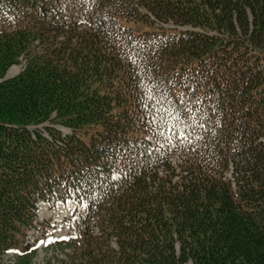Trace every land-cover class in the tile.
Here are the masks:
<instances>
[{
    "label": "trees",
    "instance_id": "obj_1",
    "mask_svg": "<svg viewBox=\"0 0 264 264\" xmlns=\"http://www.w3.org/2000/svg\"><path fill=\"white\" fill-rule=\"evenodd\" d=\"M61 1L0 0V258L74 198L68 264H264V0Z\"/></svg>",
    "mask_w": 264,
    "mask_h": 264
},
{
    "label": "rangeland",
    "instance_id": "obj_2",
    "mask_svg": "<svg viewBox=\"0 0 264 264\" xmlns=\"http://www.w3.org/2000/svg\"><path fill=\"white\" fill-rule=\"evenodd\" d=\"M72 2L73 0H62L59 13H62L70 18L72 9L74 8ZM24 63L25 61L22 60L20 64L13 65L14 68L13 66L10 68V75H8V72L6 74L7 78L18 74L24 67ZM48 126H52L50 121H47L39 126H31L29 127V130L33 135H35L36 132H41L42 134L48 136L45 128ZM53 126L59 129L63 135L72 134V130L69 128L61 125ZM171 160L172 165L179 164V157L177 155H173ZM179 170L180 167L176 168V171ZM163 172L167 173L168 171L163 169L160 170L159 174L163 175ZM228 177H230V173L228 174ZM86 213L87 205L74 198L66 201H60L55 198L39 201L36 210V221L28 230L26 237L28 242L35 244L38 247L34 258V264H68L70 260L69 255L72 252L73 247L67 244V239H69L71 235L76 219L78 217L85 216ZM61 237L68 238L61 239ZM41 241H44L45 243H40ZM14 262L15 255L12 253H5L0 258V264H14ZM187 264L193 263L189 261Z\"/></svg>",
    "mask_w": 264,
    "mask_h": 264
},
{
    "label": "snow or ice",
    "instance_id": "obj_3",
    "mask_svg": "<svg viewBox=\"0 0 264 264\" xmlns=\"http://www.w3.org/2000/svg\"><path fill=\"white\" fill-rule=\"evenodd\" d=\"M168 116H169L170 119H173V114H172V113H168ZM175 119H176V120H179V117L176 116ZM175 127H176L175 124H173L172 128L175 129ZM181 134H182V133H181ZM169 139H170V138H169ZM67 238H68V237H61V239H67ZM48 242H51V241H48ZM40 243H45V242H44V241H41Z\"/></svg>",
    "mask_w": 264,
    "mask_h": 264
},
{
    "label": "bare ground",
    "instance_id": "obj_4",
    "mask_svg": "<svg viewBox=\"0 0 264 264\" xmlns=\"http://www.w3.org/2000/svg\"><path fill=\"white\" fill-rule=\"evenodd\" d=\"M13 68H14V66H13ZM10 73H11V69L8 71V75H10Z\"/></svg>",
    "mask_w": 264,
    "mask_h": 264
}]
</instances>
